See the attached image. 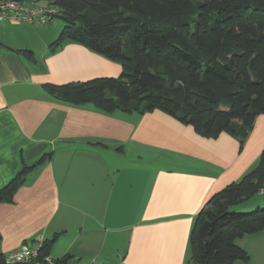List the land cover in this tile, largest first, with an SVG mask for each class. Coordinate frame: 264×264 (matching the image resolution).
Returning <instances> with one entry per match:
<instances>
[{"label":"crops","instance_id":"obj_1","mask_svg":"<svg viewBox=\"0 0 264 264\" xmlns=\"http://www.w3.org/2000/svg\"><path fill=\"white\" fill-rule=\"evenodd\" d=\"M52 21L0 22V187L53 153L14 202L0 204V253L43 235L55 239L54 258L187 264L199 211L257 166L264 114L240 151L231 135L203 137L159 109L109 115L56 100L45 84L119 76L122 67L76 41L53 48L61 23ZM237 243L264 256V230Z\"/></svg>","mask_w":264,"mask_h":264},{"label":"trees","instance_id":"obj_2","mask_svg":"<svg viewBox=\"0 0 264 264\" xmlns=\"http://www.w3.org/2000/svg\"><path fill=\"white\" fill-rule=\"evenodd\" d=\"M27 1L58 10L65 25L53 48L76 41L122 67L119 76L47 83L53 98L91 104L109 115L159 109L203 137L226 132L244 149L264 114V0ZM52 154L24 164L0 187V204L14 202L26 177ZM263 188L264 149L255 168L213 194L199 211L187 264L248 262V251L236 240L264 230V205L249 212L237 208ZM54 241L45 239L40 255H50ZM72 258H55L56 264ZM0 264H8L4 253Z\"/></svg>","mask_w":264,"mask_h":264},{"label":"built area","instance_id":"obj_3","mask_svg":"<svg viewBox=\"0 0 264 264\" xmlns=\"http://www.w3.org/2000/svg\"><path fill=\"white\" fill-rule=\"evenodd\" d=\"M58 10L48 5L38 4L27 0H0V22H30L39 25L48 24L57 16ZM264 194V188L261 190ZM45 238L38 235L32 241L24 242L19 248L6 253L8 264H56V259L51 255H40V249ZM64 264H105L97 259L81 263L72 258Z\"/></svg>","mask_w":264,"mask_h":264},{"label":"rangeland","instance_id":"obj_4","mask_svg":"<svg viewBox=\"0 0 264 264\" xmlns=\"http://www.w3.org/2000/svg\"><path fill=\"white\" fill-rule=\"evenodd\" d=\"M52 23H61V31L65 25L64 21L58 17V16H55L53 18V21ZM49 26V25H48ZM36 27H40V26H36ZM60 31V33H61ZM59 33V34H60ZM226 133V132H224ZM228 134V133H227ZM230 135V134H229ZM233 137V136H232ZM234 138V137H233ZM236 139V138H235ZM237 140V139H236ZM264 205V194L262 193H257L255 196H253L251 199L247 200L244 204L240 205L237 209L240 211V212H249V211H252V210H256L258 207H262ZM246 236V235H245ZM240 238H238L236 240V243L239 241ZM238 244V243H237ZM190 243H188L187 247H188V252H190V247H189ZM239 245V244H238ZM253 252V251H252ZM251 252V253H252ZM249 253V252H248ZM250 255V259H249V264H264V256L259 253V252H256L254 251L253 255H252V258H251V254L249 253ZM238 261H242L241 263H243V260H237L236 262ZM245 262V261H244ZM247 263V262H245Z\"/></svg>","mask_w":264,"mask_h":264}]
</instances>
